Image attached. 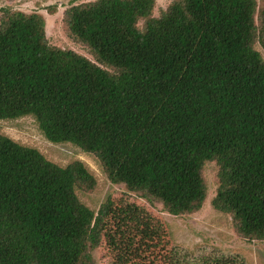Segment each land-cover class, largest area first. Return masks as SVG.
<instances>
[{
    "label": "trees",
    "instance_id": "16d2710c",
    "mask_svg": "<svg viewBox=\"0 0 264 264\" xmlns=\"http://www.w3.org/2000/svg\"><path fill=\"white\" fill-rule=\"evenodd\" d=\"M257 0H92L64 10L93 60L48 43L44 18L0 8V120L32 117L52 143L92 155L107 179L162 204L212 207L238 236L264 240V4ZM258 11V17L256 14ZM95 178L0 133V264H93L102 243L149 251L159 227L121 198L97 211L77 191ZM174 251V249H173ZM130 252V251H129ZM203 257L202 264H237ZM161 264H196L176 252ZM198 264V263H197Z\"/></svg>",
    "mask_w": 264,
    "mask_h": 264
},
{
    "label": "rangeland",
    "instance_id": "374dc122",
    "mask_svg": "<svg viewBox=\"0 0 264 264\" xmlns=\"http://www.w3.org/2000/svg\"><path fill=\"white\" fill-rule=\"evenodd\" d=\"M92 0H0V8H9L26 14L38 13L44 18L45 34L50 45L72 50L91 60L87 47L69 33L64 22V10L71 5ZM170 0H155L154 12L164 8ZM258 8L264 0H257ZM257 8V9H258ZM258 17V11L255 15ZM255 48L264 59V50L259 44ZM0 133L27 147L38 150L46 159L65 166L72 161L82 162L95 178L91 191H77L79 200L93 211H97L107 199L115 202L125 198L147 211L157 222L159 234L151 243L149 251L136 252L129 248L120 261L117 252L104 243L92 252L93 264H161L164 255L176 252L185 263L202 264L203 257L219 259L236 258L237 264H264V240L252 241L236 234L233 222L227 214L215 210L211 205L218 186V166L214 161L205 162L202 176L206 185V198L200 209L189 214L172 215L159 202L149 200L140 193L127 190L124 186L111 183L100 168L97 160L71 143H52L38 129L30 116L1 121ZM174 249V251H173ZM130 251V252H129Z\"/></svg>",
    "mask_w": 264,
    "mask_h": 264
}]
</instances>
